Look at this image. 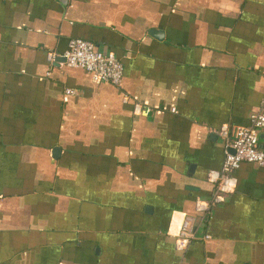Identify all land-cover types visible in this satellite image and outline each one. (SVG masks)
Here are the masks:
<instances>
[{
  "label": "crops",
  "instance_id": "crops-1",
  "mask_svg": "<svg viewBox=\"0 0 264 264\" xmlns=\"http://www.w3.org/2000/svg\"><path fill=\"white\" fill-rule=\"evenodd\" d=\"M73 38L118 87L48 61ZM261 106L264 0H0V264H264V169L195 208Z\"/></svg>",
  "mask_w": 264,
  "mask_h": 264
},
{
  "label": "built area",
  "instance_id": "built-area-1",
  "mask_svg": "<svg viewBox=\"0 0 264 264\" xmlns=\"http://www.w3.org/2000/svg\"><path fill=\"white\" fill-rule=\"evenodd\" d=\"M56 56L64 59L63 64L69 68L85 71L96 83H107L118 87L123 78L121 62L113 53L99 51L93 43L73 38L68 42L62 55L50 53L47 59L55 62ZM138 115H147L149 110L135 107ZM250 124L244 126L223 125L218 130V136L225 143V157L219 171L208 175V181L214 186V195L210 201H199L195 205L197 212L208 213L211 207L225 202L228 195L236 188L233 172L242 163L255 165L264 169V150L259 145V132L264 129V106H261L249 116ZM196 230L190 220H184L178 234L177 248L183 249L190 241L195 240ZM208 238V237H207Z\"/></svg>",
  "mask_w": 264,
  "mask_h": 264
},
{
  "label": "water",
  "instance_id": "water-1",
  "mask_svg": "<svg viewBox=\"0 0 264 264\" xmlns=\"http://www.w3.org/2000/svg\"><path fill=\"white\" fill-rule=\"evenodd\" d=\"M61 60H62V62H64V59L63 58Z\"/></svg>",
  "mask_w": 264,
  "mask_h": 264
}]
</instances>
